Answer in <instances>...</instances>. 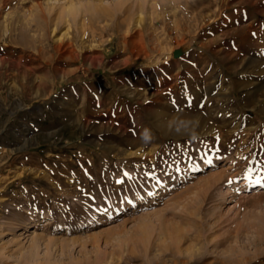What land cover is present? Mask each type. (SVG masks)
<instances>
[{
  "label": "rangeland",
  "instance_id": "1",
  "mask_svg": "<svg viewBox=\"0 0 264 264\" xmlns=\"http://www.w3.org/2000/svg\"><path fill=\"white\" fill-rule=\"evenodd\" d=\"M223 1L74 0L110 12L56 40L25 18L68 0H0V264H182L178 228L187 264H264V0ZM244 77L262 88L225 99Z\"/></svg>",
  "mask_w": 264,
  "mask_h": 264
},
{
  "label": "bare ground",
  "instance_id": "2",
  "mask_svg": "<svg viewBox=\"0 0 264 264\" xmlns=\"http://www.w3.org/2000/svg\"><path fill=\"white\" fill-rule=\"evenodd\" d=\"M69 1V7L66 9L67 11H68V14H66L67 16L65 17L64 15H63V17H60V16H57L56 18H52V17H50L47 13H45V11H44V14H43V17H42V20L41 21H39L35 16H37V15H35V16H30V17H26L25 18V22H26V27L27 28H29L30 30H32L31 28L32 27H34V25H36V26H39V28H41L42 30H43V35H47V34H49V33H51L52 32V34H54L55 35V39L56 40H62V39H64V38H68V39H70L72 36H71V30L72 29H74V23L76 24V26H78V24H79V28H78V30H82L83 32H85L86 33V31H87V28H86V26H88L87 24H86V22H85V20H83V19H81V17L83 16V14H84V11H90L91 13H92V15H93V17L92 18H94V17H97L98 15H101L100 14V12H102L103 11V13L104 12H110L107 8H104V7H102V8H96V6H95V8H87V9H85L84 11H82V9H81V7H79L77 4L78 3H80V2H77V4L74 2V0H68ZM80 1V0H79ZM201 1V0H200ZM225 1L226 0H224L223 1V4H225ZM97 2V1H96ZM221 2V1H220ZM27 3V2H26ZM214 3V2H213ZM180 4V3H179ZM36 5V4H35ZM79 5H81V3L79 4ZM101 5V4H100ZM106 6V5H105ZM178 6V5H177ZM191 6H192V4H191ZM193 6H195V5H193ZM36 7L37 8H39L40 10H43L44 9V7H43V3H39L38 2V4L36 5ZM83 7V6H82ZM101 7V6H100ZM108 7V6H107ZM178 7H180V5L178 6ZM183 7L185 8V10L188 8V7H190L189 6V4H188V2L187 3H185L184 5H183ZM207 7V6H206ZM208 7H210V6H208ZM218 7V6H217ZM223 7V5L222 6H220V8H222ZM192 8H195V10H193L192 11V14H193V17H192V19L195 21V24H196V22H198V18H203V16H202V12L203 11H206V8L205 7H203L202 5H200V6H198V7H192ZM34 9V8H33ZM84 9V8H83ZM101 9V10H100ZM180 9H182V8H180ZM29 10V9H28ZM31 10H32V8H31ZM126 10V20H127V22L128 23H135V25H140L141 24V22L143 21V19H144V9H143V7L142 6H138V7H136V8H131V9H125ZM183 11H184V9H182ZM215 10H217V9H215ZM27 11V10H26ZM47 12V11H46ZM65 12V11H64ZM194 12V13H193ZM196 12V13H195ZM49 13V12H48ZM102 13V14H103ZM206 13H207V11H206ZM208 14V13H207ZM206 14V15H207ZM22 15V14H21ZM82 15V16H81ZM90 15V14H89ZM123 15V14H122ZM42 16V15H41ZM208 16V15H207ZM5 17V16H4ZM23 17V16H22ZM90 17V16H89ZM124 17V16H123ZM83 18V17H82ZM208 18V17H207ZM85 19V18H84ZM97 19V18H96ZM119 19V18H118ZM122 19V18H121ZM89 22L92 20H90V19H87ZM36 22L35 24L34 23H32V22ZM145 21V20H144ZM12 22V21H11ZM93 22V21H92ZM21 24V23H20ZM93 25V24H92ZM97 25V24H96ZM95 25V26H96ZM10 26V25H9ZM76 26H75V28H76ZM180 26V25H179ZM89 27H91V26H89ZM4 28V27H3ZM96 28V27H95ZM176 28H178V26L176 27ZM184 28V27H183ZM192 28H194V27H192ZM200 28V27H199ZM5 29V28H4ZM186 29V28H185ZM190 29H191V27H190ZM246 30V28H244L243 29V32ZM36 31V30H35ZM6 32V31H5ZM180 32V31H179ZM232 32V31H231ZM239 32V33H238ZM237 33H238V35H242L243 33H242V29L241 30H239ZM195 34V33H194ZM244 35H245V33H244ZM176 36V35H175ZM221 37V36H220ZM164 38V37H163ZM165 39V38H164ZM178 40H180V38L178 39ZM216 41H218L219 39L218 38H216L215 39ZM222 40V39H221ZM17 41V40H16ZM171 41V40H170ZM177 41V40H176ZM71 43V42H70ZM206 43V42H205ZM210 43V42H209ZM71 45V44H70ZM243 48H245V45L242 47V49ZM163 49V48H162ZM7 50V47H5V46H1L0 45V54L1 53H3V52H5ZM164 50V49H163ZM176 51V50H175ZM172 52V51H171ZM220 52V51H219ZM174 53V52H173ZM227 53V52H226ZM228 54H229V52H228ZM218 55V54H217ZM226 56H225V58H226V66H227V68L226 69H224L223 70V73H222V75H224V77L225 78H229V77H232V75L233 76H235V75H238V73H239V75L240 74H242V73H244V71H246V69H248V67H245V65H240V64H238L237 62H235L234 63V61L236 60V57H237V55H239L238 53L237 54H233L232 53V55L230 54L229 56L227 55V54H225ZM7 63V61L5 60V58H1L0 57V69H2V68H4L5 67V64ZM241 66V67H240ZM6 69H5V71H4V73H8V70H9V68L8 67H5ZM244 68V69H243ZM212 75V74H211ZM37 78V77H36ZM254 78V77H253ZM244 80H246L245 82H242L241 80L240 81H237V80H231L230 81V83H231V91L230 92H228L227 91V94H226V97H225V99H228L230 96H231V94H233L235 97H237V99H242V98H244V96L246 95L245 93L246 92H248L249 94L250 93H253V94H255V93H257V91L260 89V88H262V83H259V82H257V81H255V80H247V77H244V79H243V81ZM223 81H224V79H223ZM260 81V80H259ZM209 82V81H208ZM27 85V84H26ZM251 88V89H250ZM201 94V93H200ZM176 95V94H175ZM174 97V96H173ZM239 100V101H240ZM8 102V101H7ZM22 104V103H21ZM187 105H189V104H187ZM0 106H1V104H0ZM184 106V105H183ZM3 111V110H2ZM4 115V114H3ZM192 115H194V114H192ZM2 118V117H1ZM182 123L184 124V127L186 128H188V129H190V128H195V121H193V120H191V118L189 119V118H187L185 115H184V118L182 119ZM174 125V124H173ZM170 126V125H169ZM182 130V129H181ZM187 129H185V131H186ZM189 131V130H188ZM188 131H186V133L188 132ZM191 131V130H190ZM173 133V132H172ZM177 133H179V132H177ZM13 152V151H12ZM6 155V154H5ZM4 155V156H5ZM9 155V154H8ZM10 156V155H9ZM6 157V156H5ZM158 160V159H157ZM159 167V166H158ZM223 176V175H222ZM218 178V177H217ZM107 179V178H106ZM214 178H212V180H213ZM216 179V178H215ZM222 179V178H221ZM219 180V179H218ZM209 181V180H208ZM215 181H217V180H215ZM210 182V181H209ZM213 183H211V185H212ZM218 184V183H217ZM208 185V184H207ZM219 186V185H218ZM204 190V189H203ZM155 193V192H154ZM146 195V194H145ZM182 200V199H181ZM187 201V200H186ZM181 205V204H180ZM211 205V204H210ZM98 208V207H97ZM103 208V207H102ZM185 209V208H184ZM179 210V209H178ZM96 211V210H95ZM165 212V211H164ZM192 212V211H191ZM199 212V211H198ZM212 213V212H211ZM192 214V213H191ZM194 215V214H193ZM196 215V214H195ZM212 215V214H211ZM202 216V218L201 219H203L204 218V216L203 215H201ZM197 217V216H196ZM210 217V216H209ZM177 219V218H176ZM191 219V218H190ZM208 219V218H207ZM195 220V219H194ZM198 220H200V219H197V221ZM205 220V219H204ZM196 221V222H197ZM187 222H189V220L187 221ZM200 222H201V220H200ZM199 222V223H200ZM204 222V221H203ZM202 223V222H201ZM68 224V223H67ZM170 224V223H169ZM198 224V223H197ZM200 225V224H199ZM34 226H36V223H34ZM202 226H204V225H202ZM166 228V227H165ZM188 229V228H187ZM177 230V229H176ZM134 232V231H133ZM190 232H191V229H189L188 231L187 230H181V231H179V228H178V230H177V240L180 238L181 240L180 241H187V240H194L195 242H196V244H199V243H201L202 242V238L200 237L201 235H196V236H194V237H191L190 235ZM195 232H196V230H195ZM197 232H199V231H197ZM112 233V232H111ZM148 235V234H147ZM152 235V234H151ZM144 237H147L146 235H144L143 236V238ZM97 238V237H96ZM131 238V237H130ZM98 239V238H97ZM100 240V239H99ZM131 240V239H130ZM132 241V240H131ZM179 241V242H180ZM207 241H208V238H207ZM212 242H214V240H209V243H212ZM176 243V242H175ZM110 244V243H109ZM141 244V243H140ZM195 244V245H196ZM113 245V244H112ZM142 245V244H141ZM179 245V244H178ZM195 245L193 244V245H188L187 247H186V252H191L190 253V258L189 259H185L183 262H182V264H187L190 260H192V259H196L195 257H198L199 255H201L203 252L202 251H200V249H194V247H195ZM102 249V248H101ZM97 250V249H96ZM179 250V249H178ZM229 250V248H227L224 252H226V253H228L227 251ZM113 251V250H112ZM206 251V250H205ZM207 253V252H206ZM211 253V254H210ZM210 255H212L213 256V254L215 253V251H210ZM220 253H222V252H220ZM223 254V253H222ZM92 255V254H91ZM99 255H100V253H99ZM205 255L206 254H204L203 253V255L202 256H200V261L202 260V258L203 257H205ZM219 254H217V255H214L213 256V262H210V264H214L216 261H221L222 263L224 262V263H226V264H228L227 262V259H228V255H226V257H224V258H221V259H218V257H223L222 255L221 256H218ZM224 255V254H223ZM233 255V254H232ZM237 255V254H236ZM115 256V255H114ZM218 256V257H217ZM87 257H89V256H87ZM96 258H98V256L96 257ZM88 259H90V258H88ZM88 259H87V261H88ZM95 260V259H94ZM197 260V259H196ZM199 260H197V262H199ZM80 261H81V259H80ZM93 261V260H92ZM74 262V261H73ZM76 262V261H75ZM78 262V261H77ZM102 262V261H101ZM100 262V264H102ZM79 263V262H78ZM83 263V262H82ZM92 264H94V263H92ZM96 264H98V263H96ZM106 264V263H105ZM111 264H113V263H111Z\"/></svg>",
  "mask_w": 264,
  "mask_h": 264
},
{
  "label": "clouds",
  "instance_id": "3",
  "mask_svg": "<svg viewBox=\"0 0 264 264\" xmlns=\"http://www.w3.org/2000/svg\"><path fill=\"white\" fill-rule=\"evenodd\" d=\"M194 119H195V124H196L195 130L190 131L185 135V136H188V137L193 138V139L197 138L199 135L198 129H199V124H200L199 117L194 116ZM139 139H140L142 144L147 145V144L151 143V141L154 139V137L150 134V132L147 130V128H145L140 133Z\"/></svg>",
  "mask_w": 264,
  "mask_h": 264
},
{
  "label": "water",
  "instance_id": "4",
  "mask_svg": "<svg viewBox=\"0 0 264 264\" xmlns=\"http://www.w3.org/2000/svg\"><path fill=\"white\" fill-rule=\"evenodd\" d=\"M175 54H177V52L175 51Z\"/></svg>",
  "mask_w": 264,
  "mask_h": 264
}]
</instances>
